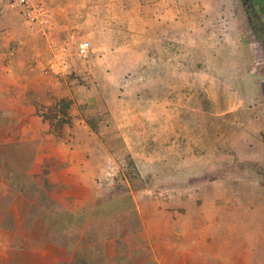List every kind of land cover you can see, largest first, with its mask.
Masks as SVG:
<instances>
[{
	"label": "rangeland",
	"instance_id": "obj_1",
	"mask_svg": "<svg viewBox=\"0 0 264 264\" xmlns=\"http://www.w3.org/2000/svg\"><path fill=\"white\" fill-rule=\"evenodd\" d=\"M90 1L101 9L86 18L98 28L68 25L65 46L42 61L55 89L38 97L48 122L64 109L91 128L80 152L103 174L80 182L89 194L63 198L71 174L40 172L57 158L40 163L30 141L5 157L0 143V264H78L84 235L94 255L116 241V264H156L158 250L189 244L161 233H225L216 244L237 242L246 264H264V51L243 0ZM260 2L249 14L264 39Z\"/></svg>",
	"mask_w": 264,
	"mask_h": 264
},
{
	"label": "crops",
	"instance_id": "obj_2",
	"mask_svg": "<svg viewBox=\"0 0 264 264\" xmlns=\"http://www.w3.org/2000/svg\"><path fill=\"white\" fill-rule=\"evenodd\" d=\"M43 1L48 5L51 16L49 22L40 27L41 25L23 21L22 17L9 6L8 0H0V143L1 147L29 141L39 144V150L43 153L40 163L53 157L58 159L56 168L53 169L51 166L50 169V166H44L40 172H46L52 179H55V175L71 174V177H68L71 182L70 187L62 191L61 197L73 195V190L77 191L78 197L80 195L78 191L86 190L89 194L87 186L81 187L80 182L85 184L93 182L94 178L99 179L104 169L100 163H96L97 160H93L89 152H80L84 150L81 149L83 148L82 145L80 146L81 141L84 142L87 136L94 133L83 120L71 118L70 123L55 128L53 124L57 121L54 120L53 123L44 119L43 113L47 112L50 105L41 103L44 101L38 96L47 90L55 89L57 83L53 75L47 77V80L41 74L42 61L54 55V46L60 48L65 46L64 41L70 36L67 33L68 25H76L78 33H81L80 28H86L82 26L85 24H92L90 28L96 30L98 26L95 25L99 24L86 17L93 15V12L98 14L101 8L93 5V1L90 0H60L62 3L56 5L53 3L57 0ZM92 36L93 33L84 32L86 40L90 39L93 44ZM67 145H71L73 150L68 154V159H65L58 152ZM75 174L81 177L77 178ZM91 197L94 195L91 194ZM166 228L169 229L168 226ZM173 234L161 233L159 236L165 239L188 238L189 244H179L177 240L163 251L158 250L153 254L158 264H246L245 250L242 249L244 246L236 245L237 242L231 246L229 243L227 246L216 244L219 238H229V235L225 237V233ZM203 234L207 235L205 247L200 245L204 240ZM199 237L202 240H199ZM113 241L106 243L108 248L106 247L103 264H116L117 252L112 250ZM231 248H235L233 252ZM145 263L151 264L152 261ZM117 264L121 263L117 262Z\"/></svg>",
	"mask_w": 264,
	"mask_h": 264
},
{
	"label": "trees",
	"instance_id": "obj_3",
	"mask_svg": "<svg viewBox=\"0 0 264 264\" xmlns=\"http://www.w3.org/2000/svg\"><path fill=\"white\" fill-rule=\"evenodd\" d=\"M246 14H247V18H248V23L249 26L253 29V32L255 34L257 33L256 27L252 24V18L251 15L249 14V10L246 7ZM68 108V106H67ZM63 114L65 118H61V119H57L56 117H54L51 122L54 123V120L57 121L56 123H54L53 125L55 126V128H60L62 127L64 124H68L71 122V118L70 117H66V111L63 109ZM48 120L50 118H47ZM89 124H91L89 122ZM19 143H14L12 145H8L5 147H2V151L3 154H5V157H11L14 156V153H12V149L15 147H18ZM1 151V153H2ZM102 206H99L97 209H100ZM70 217L73 218V216H71V214L69 215ZM90 240H91V236L90 235H84L83 239L79 242H81V244L79 245L78 243V247L76 249V252L73 254V261H75L78 264H103V261L105 260V255H104V249L106 248V243L109 242L111 240V237L106 238L105 241V248L103 246L102 243H98V246L96 247V254H92L90 252V250H94V246L90 247ZM95 239H93L94 241ZM86 246V247H85ZM153 264V263H151Z\"/></svg>",
	"mask_w": 264,
	"mask_h": 264
},
{
	"label": "built area",
	"instance_id": "obj_4",
	"mask_svg": "<svg viewBox=\"0 0 264 264\" xmlns=\"http://www.w3.org/2000/svg\"><path fill=\"white\" fill-rule=\"evenodd\" d=\"M9 6L14 9L26 22L45 25L49 17L48 5L43 0H8ZM90 50L89 42H82L78 48V55L86 58ZM65 57H63V60ZM63 70L69 73V64L63 61ZM70 74V73H69Z\"/></svg>",
	"mask_w": 264,
	"mask_h": 264
},
{
	"label": "flooded vegetation",
	"instance_id": "obj_5",
	"mask_svg": "<svg viewBox=\"0 0 264 264\" xmlns=\"http://www.w3.org/2000/svg\"><path fill=\"white\" fill-rule=\"evenodd\" d=\"M259 2V1H258ZM260 4L262 5V6H264V1L262 0V3L260 2ZM243 5L245 6V7H247V9L250 11L251 10V0H243ZM258 21H261V19L260 18H258ZM257 30V29H256ZM257 33H258V31H257ZM257 37H258V39H259V43H260V45H261V47L263 48V51H264V39H262V38H260L261 37V35H259V34H255ZM256 37V38H257Z\"/></svg>",
	"mask_w": 264,
	"mask_h": 264
}]
</instances>
